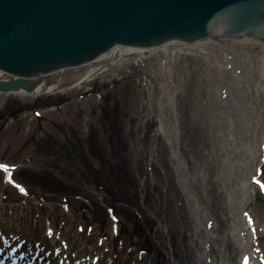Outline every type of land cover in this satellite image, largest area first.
<instances>
[{
  "label": "rangeland",
  "instance_id": "obj_1",
  "mask_svg": "<svg viewBox=\"0 0 264 264\" xmlns=\"http://www.w3.org/2000/svg\"><path fill=\"white\" fill-rule=\"evenodd\" d=\"M164 57L158 50L144 53L139 64L120 67L121 74L56 91L50 99L61 97L58 106L45 104V94L0 92V213L10 223L36 228V239L45 243L42 232L51 222L65 239L58 243L92 264H238L218 167L212 156L205 159L210 139L192 117L210 84L228 81L225 70H216L231 57H213L210 69L205 56L178 53L171 63L174 109L167 97L163 106ZM75 104L92 117L91 127L70 113ZM161 108L172 118L177 110L174 124L183 112L182 170L156 131ZM258 181L264 186V166ZM253 186L248 216L258 236L255 252L264 260V187ZM32 215L39 216L33 219L38 227L30 226ZM34 244L40 246L33 243L25 252Z\"/></svg>",
  "mask_w": 264,
  "mask_h": 264
},
{
  "label": "bare ground",
  "instance_id": "obj_2",
  "mask_svg": "<svg viewBox=\"0 0 264 264\" xmlns=\"http://www.w3.org/2000/svg\"><path fill=\"white\" fill-rule=\"evenodd\" d=\"M207 40V38L201 39L196 50L193 49L194 42L175 43L168 41L147 48L112 46L98 60L71 66L68 68L69 72L67 68H60L59 71H53L50 75L27 77L24 84L26 86L34 85L32 93H30L33 96L45 94V104L51 101V103H56L49 106H58L61 97H55L54 100L50 99V95H54L56 91L64 93L66 87H80L81 84L91 82L98 77L101 78L108 72L117 70L121 74L124 70L120 67L133 62L139 64L144 53L153 54L158 50L165 54L166 86L162 95L163 106L167 105L165 101L167 97L170 106L174 109L175 98L171 95V92L175 90L174 79L171 77L172 59L178 53L192 51L198 57L203 58L205 56L208 59L206 63L211 69L213 68L211 66L213 57L220 60L221 57L225 59V56L229 54L231 61H226V63L223 60L216 70V73H219V70H225V75H229L228 81L221 79V84H218V87H214L215 83H211L208 87L209 97L204 101V106L197 102L192 117L193 121L198 122L200 120L205 125L210 139V147L205 149V153L209 154L205 159L210 161V156H212L218 167L219 185L226 195L227 204L231 210L233 237L240 250L238 264H264L262 256L255 252L258 236L255 234L248 216L249 206L253 200V181L258 180V173L264 166V44L261 39L255 37L242 36L234 40L218 36L215 44H209L205 47L204 42ZM224 63L226 64L224 65ZM235 69H238L237 74L234 72ZM8 77L6 73L0 71V80L8 79ZM23 89L21 87L17 92L22 93V91L24 92ZM89 96L92 98V94ZM89 96L84 97L89 98ZM80 97L82 96L73 97L72 100L74 102L80 101ZM75 107L76 104L72 106L70 113L79 116L84 128L91 127L92 117L83 115V112H79L76 110L77 108L74 109ZM88 109L90 110V107ZM161 110L159 128L156 131L166 137L176 163L182 170L185 168V162L181 160V139L185 137L182 132L183 127L180 125L183 124L184 126L183 112L181 113L180 124H178L179 121L174 124L172 120H178L177 110L173 118L166 115L162 108ZM70 113L64 115L70 118ZM183 145H185L184 142ZM152 147L150 145V148ZM202 173L203 171L201 175ZM202 181L204 182L205 179L202 178ZM184 182L189 183V180L186 179ZM183 186L187 197L190 199L187 194L188 187L186 184ZM72 196L70 195V197ZM66 199L68 198L66 197ZM37 216L32 215L30 217V226L38 227L37 224H34L37 222L33 220L37 219ZM48 220L51 221L49 217ZM18 224L10 223L7 215L0 213V261H2L0 264H92L90 258L83 256L80 252L72 255L66 242L62 243L63 245L58 243L65 239L60 237V233L54 229L51 222L47 223L42 232L45 233V237H42L43 241L46 240V236L49 238L48 242L45 243H40L36 239V228H26L25 225L20 226ZM45 230H48V233ZM25 240L32 242L31 244L39 243L40 246L37 247L34 244L33 250L27 249L24 252L25 248L32 247L31 244H25ZM19 251H23V253Z\"/></svg>",
  "mask_w": 264,
  "mask_h": 264
},
{
  "label": "water",
  "instance_id": "obj_3",
  "mask_svg": "<svg viewBox=\"0 0 264 264\" xmlns=\"http://www.w3.org/2000/svg\"><path fill=\"white\" fill-rule=\"evenodd\" d=\"M218 36L264 44V0H0V71L9 76L0 92L30 94L25 78L98 60L112 46L196 50Z\"/></svg>",
  "mask_w": 264,
  "mask_h": 264
},
{
  "label": "snow or ice",
  "instance_id": "obj_4",
  "mask_svg": "<svg viewBox=\"0 0 264 264\" xmlns=\"http://www.w3.org/2000/svg\"><path fill=\"white\" fill-rule=\"evenodd\" d=\"M262 187H264V186H262Z\"/></svg>",
  "mask_w": 264,
  "mask_h": 264
}]
</instances>
